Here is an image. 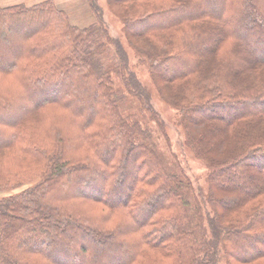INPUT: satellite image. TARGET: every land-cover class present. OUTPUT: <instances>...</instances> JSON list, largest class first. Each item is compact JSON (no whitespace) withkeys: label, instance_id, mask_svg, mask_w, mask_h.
Returning a JSON list of instances; mask_svg holds the SVG:
<instances>
[{"label":"trees","instance_id":"obj_1","mask_svg":"<svg viewBox=\"0 0 264 264\" xmlns=\"http://www.w3.org/2000/svg\"><path fill=\"white\" fill-rule=\"evenodd\" d=\"M109 1L208 188L166 165L98 0L86 28L0 4V192L31 184L0 198V264H264V0Z\"/></svg>","mask_w":264,"mask_h":264},{"label":"rangeland","instance_id":"obj_2","mask_svg":"<svg viewBox=\"0 0 264 264\" xmlns=\"http://www.w3.org/2000/svg\"><path fill=\"white\" fill-rule=\"evenodd\" d=\"M43 1L45 0H0V4L2 6H32ZM57 2L58 6L67 12L73 25L86 28L91 27L95 23V16L90 9L88 0H57ZM98 2L104 9V17L109 33L123 44L130 55L132 69L137 73L141 82L152 94V103L161 117L163 128L158 127L154 122H150L149 125L155 135L166 165L173 171L186 173L198 191H206L208 188V166L202 160L196 158L188 148L186 144V134L181 125V114L177 109L161 99L158 89L150 77L148 64L142 61L139 53L130 46L121 20L123 12L122 7L111 3L109 0H98ZM106 51L105 65L108 69H113V47L109 45ZM113 79L115 88L120 90L121 85L116 75L113 76ZM17 110V115H19L22 108L18 107ZM122 112L128 115H137L142 121L144 120V117H142L139 112L138 104L130 97L124 102ZM30 186L31 184L29 183L10 191L0 192V198L16 195Z\"/></svg>","mask_w":264,"mask_h":264},{"label":"crops","instance_id":"obj_3","mask_svg":"<svg viewBox=\"0 0 264 264\" xmlns=\"http://www.w3.org/2000/svg\"><path fill=\"white\" fill-rule=\"evenodd\" d=\"M7 1V0H6ZM55 2H56V4H57V6H58V2H57V0H54ZM59 7V6H58ZM60 8V7H59ZM61 9V8H60ZM63 10V9H62Z\"/></svg>","mask_w":264,"mask_h":264}]
</instances>
